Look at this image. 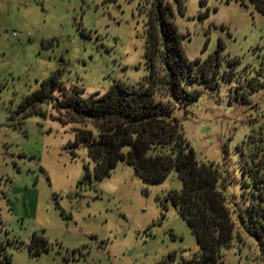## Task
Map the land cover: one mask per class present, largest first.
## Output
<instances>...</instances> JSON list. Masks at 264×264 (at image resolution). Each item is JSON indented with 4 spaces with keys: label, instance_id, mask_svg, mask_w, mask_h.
Wrapping results in <instances>:
<instances>
[{
    "label": "rangeland",
    "instance_id": "rangeland-1",
    "mask_svg": "<svg viewBox=\"0 0 264 264\" xmlns=\"http://www.w3.org/2000/svg\"><path fill=\"white\" fill-rule=\"evenodd\" d=\"M168 1L193 73L221 55L217 89L184 81L200 95L175 115L200 161L239 168L238 156L250 160L253 139L264 138L260 1ZM144 7V0H0V264H185L199 250L165 199L182 187L175 172L154 184L120 162L96 179L86 147L70 149L77 125L58 120L56 103H39L21 125L9 117L56 72L68 93L77 89L84 98L115 81L139 82L146 74ZM244 93L250 103H242ZM237 229L241 241L223 250L224 264H264L255 241ZM35 233L48 250L36 253Z\"/></svg>",
    "mask_w": 264,
    "mask_h": 264
},
{
    "label": "trees",
    "instance_id": "trees-1",
    "mask_svg": "<svg viewBox=\"0 0 264 264\" xmlns=\"http://www.w3.org/2000/svg\"><path fill=\"white\" fill-rule=\"evenodd\" d=\"M144 1L146 74L139 82L129 85L115 81L105 93L84 98L77 89L68 93L59 84L56 72L9 117L12 121L18 118L17 124L21 125L25 116L38 113L39 103H56L58 120L64 125H77L70 149L86 147L96 179L109 176L120 162L154 184L164 182L175 172L182 187L168 191L165 199L186 221L199 245L185 264H224L223 250L231 248L236 239L241 241L237 226L255 241L264 262V138L253 139L250 160L238 156L239 168H230L231 161L204 163L197 158L175 111L200 95L198 90H188L184 81L199 80L208 90L217 89L221 55L216 51L201 66V75H195L182 47L170 2ZM178 1L183 6L182 0ZM257 1L264 12V0ZM55 91L60 99L53 96ZM250 102L249 94L244 93L242 103ZM89 179L90 171L86 169L83 182ZM233 187H238L237 193L230 192ZM32 245L36 253L49 248L48 240L36 233Z\"/></svg>",
    "mask_w": 264,
    "mask_h": 264
},
{
    "label": "built area",
    "instance_id": "built-area-1",
    "mask_svg": "<svg viewBox=\"0 0 264 264\" xmlns=\"http://www.w3.org/2000/svg\"><path fill=\"white\" fill-rule=\"evenodd\" d=\"M14 36H16V33H14Z\"/></svg>",
    "mask_w": 264,
    "mask_h": 264
}]
</instances>
